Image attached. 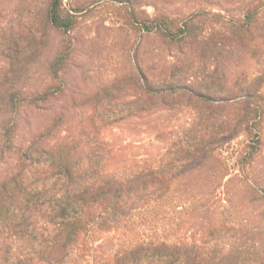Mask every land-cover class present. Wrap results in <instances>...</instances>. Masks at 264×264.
Returning a JSON list of instances; mask_svg holds the SVG:
<instances>
[{"label":"trees","instance_id":"1","mask_svg":"<svg viewBox=\"0 0 264 264\" xmlns=\"http://www.w3.org/2000/svg\"><path fill=\"white\" fill-rule=\"evenodd\" d=\"M87 7L49 0L43 26L68 37ZM126 7L130 24L155 35L167 54L171 48L177 53L170 61L137 63L133 71L115 75L86 97L93 112L79 123L64 118L62 107H51L66 89L62 75L71 39L49 61V82L24 92L21 83L46 44L45 29L37 36L31 30L0 35V264H264V207L253 216L255 226L249 218L230 224L218 219L197 239L146 236L107 251L98 243L104 233H129L137 212L149 211L171 195L179 178L218 159L241 132L247 138L241 157L251 162L260 150L264 119V36L252 33L261 6L219 25L205 23L201 10L178 20L165 13L138 16L131 4ZM235 50L255 59V75H232L222 65ZM28 108L53 116L20 143L16 120ZM185 108L191 113L187 124L158 133L166 142L155 164L108 166L103 126ZM140 217L142 226L154 220Z\"/></svg>","mask_w":264,"mask_h":264},{"label":"rangeland","instance_id":"2","mask_svg":"<svg viewBox=\"0 0 264 264\" xmlns=\"http://www.w3.org/2000/svg\"><path fill=\"white\" fill-rule=\"evenodd\" d=\"M48 1L0 0V35L27 30L39 35L45 29L43 9ZM63 3L65 7L82 4L88 7L80 13L78 24L68 37L60 36L51 27L45 29V47L31 63L21 86L25 92L48 83L49 61L59 45L71 39L73 49L62 75L66 89L51 107L58 110L62 107L64 118L73 123L92 115L93 108L85 103L86 97L113 81L115 75L133 71L137 63L163 61L164 57L170 61L177 53L171 48L172 53L167 54V48L159 44L155 35L146 33L139 24H130L126 17L128 4L138 16L165 13L178 20L201 10L206 12L202 18L205 23L217 21L218 25L225 20L239 21L248 7L259 5L258 23L252 33L254 37L264 36V0H63ZM221 61L232 75H255L260 67L242 50L233 51ZM52 116L51 112L23 109L16 120L19 142L28 139ZM190 116L187 108L162 110L103 126L99 135L111 149L108 166L115 169L155 164L166 142L158 138V133L177 130L188 123ZM259 132L260 150L251 162L241 157L247 146L246 134L241 132L222 149L218 159L179 178L171 195L153 203L149 211L137 212L129 233L120 230L102 234L98 240L102 250L115 249L146 236L167 241L181 236L197 239L218 219L230 224L249 218L255 226L253 216L264 207V119ZM184 201L191 206L186 208ZM144 213L154 220L142 226L138 223Z\"/></svg>","mask_w":264,"mask_h":264}]
</instances>
